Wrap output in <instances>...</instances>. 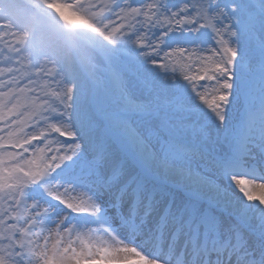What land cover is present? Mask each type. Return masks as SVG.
Wrapping results in <instances>:
<instances>
[{"label": "snow or ice", "instance_id": "obj_1", "mask_svg": "<svg viewBox=\"0 0 264 264\" xmlns=\"http://www.w3.org/2000/svg\"><path fill=\"white\" fill-rule=\"evenodd\" d=\"M0 264H264V0H0Z\"/></svg>", "mask_w": 264, "mask_h": 264}, {"label": "rangeland", "instance_id": "obj_2", "mask_svg": "<svg viewBox=\"0 0 264 264\" xmlns=\"http://www.w3.org/2000/svg\"><path fill=\"white\" fill-rule=\"evenodd\" d=\"M232 115H233V121L237 120L239 118V111L238 110L234 111Z\"/></svg>", "mask_w": 264, "mask_h": 264}]
</instances>
